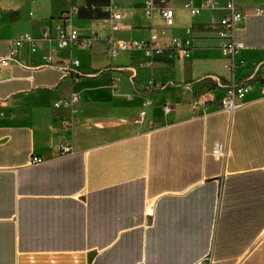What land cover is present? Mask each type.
Here are the masks:
<instances>
[{
  "label": "crops",
  "instance_id": "obj_1",
  "mask_svg": "<svg viewBox=\"0 0 264 264\" xmlns=\"http://www.w3.org/2000/svg\"><path fill=\"white\" fill-rule=\"evenodd\" d=\"M226 2L157 0L175 12L167 28L158 12L145 17V0H0V58L23 34L37 48L0 67V264H264V16L250 12L264 0L237 1L248 15L234 33L246 47L235 80L263 65L234 114L220 108L230 73L214 30ZM111 5L125 15L115 32L104 22ZM72 8L80 38L96 35L89 50L39 39ZM152 28L161 44L190 39L191 55H107L108 37L147 40ZM94 45L109 66L94 67ZM50 55L78 60L82 76L46 66ZM73 94V109L56 106Z\"/></svg>",
  "mask_w": 264,
  "mask_h": 264
},
{
  "label": "built area",
  "instance_id": "obj_2",
  "mask_svg": "<svg viewBox=\"0 0 264 264\" xmlns=\"http://www.w3.org/2000/svg\"><path fill=\"white\" fill-rule=\"evenodd\" d=\"M161 3H164L166 0H160ZM238 0H227L226 10L228 16L221 20L218 25L214 28L218 38L222 41L220 51L222 57L227 60V63L224 65V69L230 73V84L225 88V95L223 96L220 104L221 110L227 111L231 114H234L242 104L239 103L240 100L249 92L251 84L257 79V73L260 67L255 74L248 77L243 82H237L235 80V72L237 67V56L243 52L246 47L245 45L236 40L234 33L237 29V26L243 22L248 14H245L239 10L237 7ZM218 6L217 2H206L203 5L204 9H215ZM185 8L193 15H199L201 13L200 8L194 7L192 2H189L185 5ZM77 12L76 8H72L71 12L63 15L60 19V22L54 26L53 29H46L39 38L42 41H53L56 43V46L59 50L81 48L84 50H89L92 47V41L96 39V35H93L90 39H81L77 30L72 23V15ZM108 17L104 20L106 24L111 26L112 32L118 31L121 29V26L115 24V21L122 20L125 15L121 12L120 8L115 5H111L108 9ZM155 12H158L163 18L167 28H172L175 21V12L171 7L159 5L157 0H145L144 13L145 17L150 20ZM251 14L258 17L264 16V8L257 7L251 9ZM1 19V14H0ZM1 30V23H0ZM161 34L156 28H152L150 32V37L147 40H115L112 36L106 39V52L110 58L117 57L122 52H143L147 57L154 59L158 57H164L167 54H175L176 56L189 57L193 49L192 42L190 39L182 38H171L165 44L160 43ZM36 39L29 34H23L14 39L11 42V52L6 57L0 58V67L6 68L12 64L18 63V53L19 50L26 44L31 45V51L36 52L37 48L35 47ZM46 66L54 67L62 70L68 76H72L75 81L82 76L80 71V62L76 59H73L69 62H55L54 56L50 55L47 58ZM136 78V74L131 77V80ZM218 81V80H217ZM258 81V80H257ZM1 82V75H0ZM119 80H115L113 84L114 88L118 87ZM188 89V87H186ZM260 89L264 96V80L260 81ZM80 102V96L78 94H73L69 99L63 100L60 103H57V107H62L66 109H73L76 104ZM4 101L0 99V109L4 106ZM151 105L148 101L146 106ZM173 110L171 104H165L164 111L169 113ZM147 112L144 110L140 113L139 117L134 120L137 124H143ZM60 151L63 155L69 154L73 151V147L66 144H60ZM214 155L217 158L224 156L222 152V145L218 144L214 150ZM45 160L39 157H33L31 160L32 164H41ZM221 195V194H220ZM149 216H153V213L150 212ZM209 259H206L203 263L206 264Z\"/></svg>",
  "mask_w": 264,
  "mask_h": 264
},
{
  "label": "rangeland",
  "instance_id": "obj_3",
  "mask_svg": "<svg viewBox=\"0 0 264 264\" xmlns=\"http://www.w3.org/2000/svg\"><path fill=\"white\" fill-rule=\"evenodd\" d=\"M102 52H104L103 48H99L97 45L93 46L91 54L93 58L96 60V64L94 67H97V66L106 67L110 65V60L108 59L106 55H103ZM256 77L258 79V75ZM257 79L255 81H257ZM229 84H230V80L226 82L225 84H223L222 86L221 85L220 86L223 87V89H225Z\"/></svg>",
  "mask_w": 264,
  "mask_h": 264
}]
</instances>
